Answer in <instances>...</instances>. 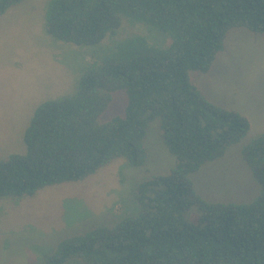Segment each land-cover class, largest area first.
<instances>
[{
    "label": "trees",
    "instance_id": "16d2710c",
    "mask_svg": "<svg viewBox=\"0 0 264 264\" xmlns=\"http://www.w3.org/2000/svg\"><path fill=\"white\" fill-rule=\"evenodd\" d=\"M21 1L0 0V15ZM126 21L166 43L139 33L114 39ZM44 27L76 46L114 40L81 65L71 93L35 109L24 152L0 159V201L18 205L115 159L142 166L153 121L176 164L134 186L110 222L58 239L39 264H264V132L240 149L256 194L247 202L202 197L191 175L243 141L250 124L204 98L190 78L210 70L232 30L264 34V0H50ZM118 95L121 112L101 120Z\"/></svg>",
    "mask_w": 264,
    "mask_h": 264
},
{
    "label": "rangeland",
    "instance_id": "374dc122",
    "mask_svg": "<svg viewBox=\"0 0 264 264\" xmlns=\"http://www.w3.org/2000/svg\"><path fill=\"white\" fill-rule=\"evenodd\" d=\"M49 1L22 0L0 15V159L24 152L23 134L35 109L71 93L81 65L99 58L114 39L139 33L151 43H166L144 25L127 21L114 39L107 37L100 45L58 41L44 27ZM190 78L204 98L238 112L250 124L243 141L191 175L194 188L210 201L247 202L257 187L241 161L240 149L264 132V34L232 30L210 70ZM122 102L116 96L101 120L121 112ZM145 149L148 157L140 167L115 159L82 181L46 187L18 205L0 201V264H39V255L49 252L61 237L110 222L126 209L134 186L168 174L176 164L162 144L158 121L148 126ZM187 213L198 215L195 207Z\"/></svg>",
    "mask_w": 264,
    "mask_h": 264
}]
</instances>
